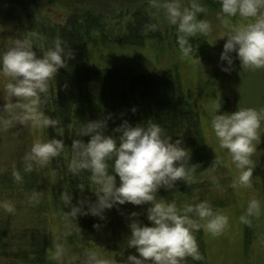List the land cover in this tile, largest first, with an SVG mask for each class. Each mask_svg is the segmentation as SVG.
<instances>
[{"label":"clouds","instance_id":"obj_1","mask_svg":"<svg viewBox=\"0 0 264 264\" xmlns=\"http://www.w3.org/2000/svg\"><path fill=\"white\" fill-rule=\"evenodd\" d=\"M220 11L217 19L227 37L220 54L221 70L230 73L234 60L238 59L243 70L264 69V0H219ZM153 9L163 12L164 20L175 26L176 43L181 59H187L193 52L190 42L197 36L207 37L212 32L210 21L200 18L206 13L201 0H149ZM248 21L239 26L229 24V17ZM159 30V22L145 26L144 34ZM41 37L35 32L27 37L16 38L13 43L0 51V74L8 78L0 91V130H7L17 124L48 129L55 128L60 137L64 131L59 121L45 114L42 106L48 101L50 85L59 69L67 67V62L75 53L65 41L56 38L50 47L40 49L38 55L36 41ZM235 53V56L232 54ZM218 105L211 115V128L219 141V147L227 150L231 163L239 170L238 178L232 187H251L253 170L252 159L256 142L260 140L259 130L264 122V108H238L234 112H221ZM133 112L136 108L133 107ZM109 114L104 119L84 123L76 133L88 136L74 139L71 144V159L67 169L73 176L89 173V184L95 186L96 200L81 195L74 203L71 187L60 195L65 209L64 219L76 221L80 216L91 215L98 218L93 228L100 229V221H107V211L127 203L136 206L148 205L147 220L139 219L141 213L129 215L130 235L127 247L134 248L137 254H130L122 264H185L187 258L202 260L195 232L201 228L213 234L220 233L228 224L225 215L215 213L208 201L196 204L185 203L179 206L174 200L158 196L161 188L174 189L177 181L187 185L194 182V173L200 167L192 163V150L182 138L173 140L160 123L148 120L133 126L124 120L107 134ZM115 133H119L116 135ZM62 138L36 141L22 158L24 173H31L37 167H45L65 151ZM215 151V149H214ZM223 161L215 156L209 167L215 170ZM14 181L22 182L21 171L13 166ZM117 176L119 184H117ZM80 193L86 189L84 183L77 185ZM42 192H32L28 203H38ZM0 208L9 214L15 213V205L10 201L0 202ZM260 214V201H249L243 223H250L249 217ZM197 219L206 221L204 224ZM69 230L66 235H71ZM54 252L51 259L60 261L66 253L64 245L53 240ZM80 264H114L97 251L85 249Z\"/></svg>","mask_w":264,"mask_h":264},{"label":"rangeland","instance_id":"obj_2","mask_svg":"<svg viewBox=\"0 0 264 264\" xmlns=\"http://www.w3.org/2000/svg\"><path fill=\"white\" fill-rule=\"evenodd\" d=\"M29 1L33 2V8L28 15L23 9ZM201 3L206 13L200 18L210 21L212 32L207 37L191 39L193 52L187 59H181L175 42V26L168 24L163 12L153 9L149 0H0V51L9 47L16 38L27 37L33 31L41 34V24L65 25L72 14L93 8V11L104 15L101 26L105 28L102 32H96L87 44L93 69L117 68L135 74L176 69L184 88L190 91V101L199 114L206 150L223 161L218 171L205 174L203 200L212 207L215 205V213L228 218L227 226L218 234L206 232L203 228L194 233L203 259L196 261L189 257L185 264H264V122L252 156L255 164L252 186L247 188L232 187L239 170L231 163L227 150L219 147L211 128V115L218 105H221V112H234L239 107L264 108V69L243 70L236 59L230 73L221 70V65L227 63L220 61L227 37L220 38L221 33L225 32L223 24L217 19L220 3L219 0H201ZM139 10L146 11L159 22L162 38L148 39L143 46L124 45L117 37L126 32L127 26L135 20V12ZM227 19L233 26L248 22L239 16ZM42 42L40 39L36 41L37 52L44 49ZM232 55L235 56V53ZM7 82L8 78L0 74V91ZM4 103L0 99V105ZM48 137L47 129L35 126L17 124L0 130V202L10 201L16 209L14 214H9L0 208V234L5 233L0 239V264H38L31 261L32 240L21 239L24 229L45 232L44 261L41 264H80L85 249L97 251L114 264H122L128 255L137 254L134 248L127 247L129 215L134 211L139 212V219L149 223L146 213L148 205L127 203L120 205L119 211L117 208L107 211V221H100L106 226L99 230L93 228L98 218L92 217L93 222L87 221L92 222V226L87 225L89 233H85L87 237H82L84 232L76 224L82 225L84 217H78L76 223L64 219V210L68 209L58 202L52 161L31 173L23 172V156L34 142L47 140ZM14 165L27 177L26 185L24 181H13ZM34 178L39 180L38 187H29L36 183L32 184ZM163 190L160 189L158 196L166 198ZM34 191L43 195L38 203L29 204L28 197ZM253 198L260 201V214L249 217L250 223H243L241 217L246 215L248 203ZM188 203L194 204L193 201ZM197 222L206 223L199 219ZM73 224L77 234L74 242L70 239L72 234L66 235ZM53 240L62 243L66 249L60 261L51 259ZM20 247L21 256H18Z\"/></svg>","mask_w":264,"mask_h":264},{"label":"trees","instance_id":"obj_3","mask_svg":"<svg viewBox=\"0 0 264 264\" xmlns=\"http://www.w3.org/2000/svg\"><path fill=\"white\" fill-rule=\"evenodd\" d=\"M32 4L33 2L29 1L24 5L23 10L28 12V15L33 8ZM102 16H104L102 13L93 11L92 8L72 14L65 25H40L42 33L39 35L43 36L40 41L43 40L42 46L45 50L56 38H61L75 53L74 58L67 62V67L59 69L57 77L50 85L48 101L43 105L45 114L57 119L60 129L64 131V136L60 137L55 128L50 126L47 129L48 139L62 138L66 144L61 157L52 160L58 202L62 203L60 195L69 187L74 194V203L81 195L96 200V194L93 192L95 186L89 184V173L83 172L78 177L73 176L67 169V163L70 162L72 155V141L83 139L87 142L90 139L88 136L79 137L75 132L84 123L104 119L109 114L112 115V119L108 121L107 134H113L112 130L124 120L129 121L133 126L152 120L160 123L173 140L182 138L184 144L192 150L191 162L199 164L200 167L194 173V182L190 186L180 180L177 181L174 189H164L163 192L169 201L174 200L179 206L189 201H193L194 204L204 201V176L206 173L218 171L219 167L214 171L209 168L215 155L204 146L201 120L190 101V91L184 88L180 74L172 68L149 74H135L117 68L93 69L88 57L87 44L96 32L104 31V26H101ZM134 16L135 20L130 22L126 32L117 37L120 43L127 46H143L148 39L162 38L163 32L160 26L159 30L144 34L146 25L157 23L146 11H136ZM41 53L38 50V55H42ZM133 107L136 108L135 112L132 111ZM115 134L119 135V133ZM22 176L26 185L28 179L24 174ZM38 181L34 178L32 184L36 183L29 187L35 185L38 187ZM79 183L86 185L83 194L77 188ZM117 184H119L118 176ZM215 209L214 205L213 210ZM83 217V224H76L79 230L84 232L82 237L86 236L85 233H89L87 225L92 226L91 223L94 221L91 220V215ZM88 220L92 222H87ZM76 226L73 224L69 228L71 232L73 231L70 236L72 242L77 240ZM22 234L23 241L28 238L32 240L31 261L43 263L45 232L39 229H24ZM3 235L5 233L0 234V239ZM21 248L17 253L18 256H21Z\"/></svg>","mask_w":264,"mask_h":264}]
</instances>
